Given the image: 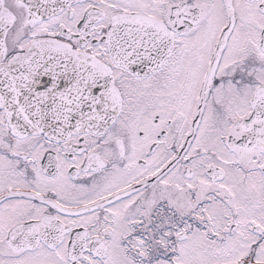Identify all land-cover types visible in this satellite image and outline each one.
I'll use <instances>...</instances> for the list:
<instances>
[{
  "label": "snow or ice",
  "instance_id": "snow-or-ice-1",
  "mask_svg": "<svg viewBox=\"0 0 264 264\" xmlns=\"http://www.w3.org/2000/svg\"><path fill=\"white\" fill-rule=\"evenodd\" d=\"M0 264H264V0H0Z\"/></svg>",
  "mask_w": 264,
  "mask_h": 264
}]
</instances>
